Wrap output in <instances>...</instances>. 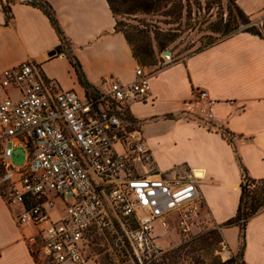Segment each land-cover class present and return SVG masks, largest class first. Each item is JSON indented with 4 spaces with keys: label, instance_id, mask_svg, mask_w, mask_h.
I'll list each match as a JSON object with an SVG mask.
<instances>
[{
    "label": "built area",
    "instance_id": "obj_1",
    "mask_svg": "<svg viewBox=\"0 0 264 264\" xmlns=\"http://www.w3.org/2000/svg\"><path fill=\"white\" fill-rule=\"evenodd\" d=\"M174 61L165 50L154 65L137 64L131 81L108 76L106 90L89 94L60 88L29 60L0 71V194L21 207L17 223L35 229L26 240L37 264H94L100 242L129 247L142 263L158 253L156 224L184 239L208 229L204 176L160 172L127 109ZM194 94L200 118L214 121L216 101ZM16 147L26 150L21 166Z\"/></svg>",
    "mask_w": 264,
    "mask_h": 264
},
{
    "label": "crops",
    "instance_id": "obj_2",
    "mask_svg": "<svg viewBox=\"0 0 264 264\" xmlns=\"http://www.w3.org/2000/svg\"><path fill=\"white\" fill-rule=\"evenodd\" d=\"M47 1L69 43L68 51L79 60L92 88L81 84L68 56L56 52L61 37L49 17L25 0H0V71L29 60L60 88L80 94L106 90L103 81L108 76L124 82L133 79L139 60L117 29L107 0ZM235 2L261 35L237 30L175 59L152 76L146 99L127 104L142 132L152 127L161 131L146 138L160 172L169 176L197 168L204 172L200 187L217 224L235 216L244 172L264 180V0ZM3 3L10 6L8 17ZM197 87L216 101L212 122L199 116ZM20 210L0 194V264H37L26 240L35 229L17 223ZM223 234L230 255L236 254L240 227H224ZM245 238V263L264 264V208L248 219Z\"/></svg>",
    "mask_w": 264,
    "mask_h": 264
},
{
    "label": "rangeland",
    "instance_id": "obj_3",
    "mask_svg": "<svg viewBox=\"0 0 264 264\" xmlns=\"http://www.w3.org/2000/svg\"><path fill=\"white\" fill-rule=\"evenodd\" d=\"M115 15L117 28L132 39L130 43L132 49L137 48L138 44H149L153 51L152 60L156 62L165 50H170L174 58L177 59L205 48L232 32L245 30L251 25L241 20H230V16L238 17V14L234 4L230 3L229 0H160L149 11L137 10L133 13ZM165 34L173 40L169 41L164 38L166 45L164 49H161V38ZM66 47L67 50L70 48L68 42ZM139 63L143 64L141 61ZM158 129L157 127H152L150 130L143 129L145 138L149 139L160 134L161 131ZM25 161L26 150L23 147L14 148L13 164L21 166ZM248 182L252 190L263 191L262 193H264V180H250ZM211 220L208 229L188 239L182 238L173 229L163 230L159 224H156L153 234L158 253L154 254V258L161 259L163 255L173 253L172 250L178 246H188L182 250L193 247L199 242L198 237L215 229L221 234L223 241L211 250L206 247L198 249L197 252L205 264H213L216 255L222 261L229 259L232 255H230L223 234L225 226L215 223L212 217ZM91 252L94 256V264H150L152 261L150 256H147L142 257V263H140L129 247H118L107 242L103 244L100 242L91 247ZM146 259L148 260L146 261ZM235 263L241 264V259L236 258Z\"/></svg>",
    "mask_w": 264,
    "mask_h": 264
},
{
    "label": "trees",
    "instance_id": "obj_4",
    "mask_svg": "<svg viewBox=\"0 0 264 264\" xmlns=\"http://www.w3.org/2000/svg\"><path fill=\"white\" fill-rule=\"evenodd\" d=\"M12 0H7L10 2ZM27 3L37 6L43 10V12L49 17L51 23L55 27L56 31L58 32L59 36L61 37V44L55 49L56 52L62 53L64 52L68 58L70 59L71 63L75 67L79 80L81 84L86 88H92L91 83L86 79L85 74L82 70L81 64L79 60L67 50L66 44L67 39L66 36L59 24V21L56 17L55 10L51 6V4L47 0H25ZM111 6V9L114 14H126V13H133L137 10L149 11L151 10L156 3L160 0H107ZM230 3H233L235 8L237 9V16H230V20H241L245 23H249L250 20L248 16L242 11V9L237 5L235 0H229ZM4 11L9 16L10 6L8 3L2 4ZM118 29V28H117ZM119 30V29H118ZM229 30V29H228ZM245 31H249L255 34L261 35V31L255 25H249ZM127 40L131 43V38L126 35ZM164 38H167L169 41H172L168 35L165 34L163 38H161V49L165 48L166 42H164ZM141 42V40H140ZM133 53L135 57L141 61L145 65H152L155 64V60H152L153 51L149 44H138L137 48H133ZM257 180L249 177L245 172L243 173V179L241 182V194L239 198V205L235 216L228 219L226 222L222 223L225 227L231 225H238L240 227V234H239V242H240V249L239 251L232 255L229 259L222 261V259L216 255L213 259V264H236V258L241 259V264H246L243 259V251L245 248L246 238H245V227L248 219L252 217L256 212H258L262 207H264V193L257 192L256 190L251 189V185L248 181ZM199 242L186 250H182L187 245L178 246L177 248L173 249V253H169V255H163L161 259L154 258V254L150 256L152 260L150 264H205L201 260V255L197 252L198 249L215 248L219 243L223 241L222 236L218 233V230H210L206 234L201 235L198 237ZM198 247V248H197ZM148 259H146L147 261Z\"/></svg>",
    "mask_w": 264,
    "mask_h": 264
},
{
    "label": "bare ground",
    "instance_id": "obj_5",
    "mask_svg": "<svg viewBox=\"0 0 264 264\" xmlns=\"http://www.w3.org/2000/svg\"><path fill=\"white\" fill-rule=\"evenodd\" d=\"M196 173H197L198 176H201V177L204 176V172L202 170L198 169V168L196 169Z\"/></svg>",
    "mask_w": 264,
    "mask_h": 264
},
{
    "label": "water",
    "instance_id": "obj_6",
    "mask_svg": "<svg viewBox=\"0 0 264 264\" xmlns=\"http://www.w3.org/2000/svg\"><path fill=\"white\" fill-rule=\"evenodd\" d=\"M54 52H52L51 54H53Z\"/></svg>",
    "mask_w": 264,
    "mask_h": 264
}]
</instances>
